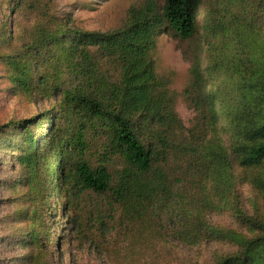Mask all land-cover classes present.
I'll return each instance as SVG.
<instances>
[{"label": "rangeland", "instance_id": "rangeland-1", "mask_svg": "<svg viewBox=\"0 0 264 264\" xmlns=\"http://www.w3.org/2000/svg\"><path fill=\"white\" fill-rule=\"evenodd\" d=\"M37 1L41 18L30 6L31 0H20L17 5L16 0H0V21L4 15L12 21L13 53L34 46L42 28L60 35L55 45L29 63L27 71L35 86L28 92L9 90L6 68L0 62V264H220L239 254L241 241L258 234L252 222L264 218V194L250 184L249 172L230 154L232 142L223 116L216 133L231 163L217 176L224 185L220 192L211 194L215 191L210 188L212 180L188 185L187 189L184 185L171 209L163 213L162 221L147 223L154 230L150 226L145 230L121 227L119 209L106 226L94 221L95 211L108 208V200L80 190L75 165L81 160L93 167L105 165L115 184L126 162L109 147L102 122L85 121L81 116L75 98L77 82L71 71L77 57H73L71 44L77 32L105 33L120 28L130 6L142 0ZM157 2L163 6L162 0ZM194 14L197 29L193 38L182 40L164 24L151 53L155 73L163 83L161 89L173 95L176 113L186 128L195 118L193 103L187 96L194 56H199L205 92L216 91L227 104L232 103L229 97H233L242 75L259 69L264 62V0H195ZM6 50V44L0 47V53ZM92 55L102 73L111 80L117 77L116 63L100 59L98 48L92 49ZM238 59L243 68L233 66ZM241 71L242 75L238 73ZM218 106L225 109L220 100ZM22 122L40 143H45V157L50 156L49 200L43 202L41 197L37 201L40 220L18 223L16 213L27 204L21 197L16 153L10 151L8 141L17 135ZM56 154L63 162L61 181L55 175ZM167 155L166 165L178 171L174 155ZM44 167L40 165V171ZM199 204L204 208L206 236L194 242L178 240V217L183 212L191 217ZM16 227L34 231L37 251L33 262L22 260L28 257L29 249L20 237H14ZM162 228V238L154 237V231Z\"/></svg>", "mask_w": 264, "mask_h": 264}, {"label": "trees", "instance_id": "trees-1", "mask_svg": "<svg viewBox=\"0 0 264 264\" xmlns=\"http://www.w3.org/2000/svg\"><path fill=\"white\" fill-rule=\"evenodd\" d=\"M162 2L163 6L159 7L157 0H142L130 6L120 28L105 33L77 32L71 44L73 57H77L71 71L77 82L75 98L81 116L85 121L102 122L109 147L120 153L126 162L115 184L105 165L93 167L84 160L75 165L80 190L106 196L108 200V208L95 211L94 221L103 226L114 220L119 209L121 227L147 229L149 221H162L163 213L171 209L184 185L187 189L188 185L212 180L210 188L215 191L211 194L220 192L224 185L217 176L230 165V154L249 172L250 184L264 194V62L247 76L238 72L241 80L233 97H229L232 103L227 104L216 91L205 92L199 56H194L190 70L192 84L187 96L193 103L195 118L192 126L184 127L176 113L173 95L161 89L163 83L157 78L151 53L156 35L164 24L182 40L195 36V0ZM30 6L41 18L40 3L31 0ZM11 32L12 21L4 15L0 21V47L6 44L7 50L0 53V62L6 68L9 90L28 92L35 86L27 71L29 63H33L34 56L55 45L60 35L54 31L47 33L42 28L38 42L16 54L12 51ZM93 48H98L100 59L116 63V78L111 80L100 71L98 60L92 55ZM262 52L261 61H264V49ZM233 66L243 68L245 65L238 59ZM219 100L225 109L218 106ZM220 116L226 120L232 142L230 154L216 133ZM26 124L20 123L17 135L8 141L10 151L16 153L17 175L23 188L21 197L27 204L23 211L16 213L18 223L40 220L37 201L41 197L43 202L49 200L50 156L45 157V143H40ZM167 154L174 155L178 171L166 165ZM56 157L55 175L61 181L63 162L59 154ZM40 165L45 166L43 171ZM202 207V204L197 205L191 217L184 212L180 214L178 240L194 242L206 236ZM252 226L258 234L242 240L241 252L220 264H264V218L253 221ZM15 232L14 237H20L24 247L29 249L28 257L22 260L33 262L37 251L33 229L16 227ZM161 232L163 228L157 233L154 231L153 236L162 238Z\"/></svg>", "mask_w": 264, "mask_h": 264}]
</instances>
